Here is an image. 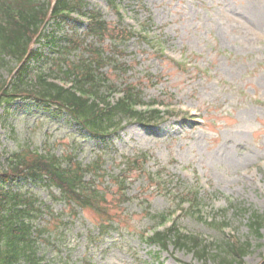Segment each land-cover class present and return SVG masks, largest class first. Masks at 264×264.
I'll use <instances>...</instances> for the list:
<instances>
[{
	"label": "rangeland",
	"instance_id": "rangeland-1",
	"mask_svg": "<svg viewBox=\"0 0 264 264\" xmlns=\"http://www.w3.org/2000/svg\"><path fill=\"white\" fill-rule=\"evenodd\" d=\"M112 2L87 0V9L99 11L110 29L102 47L122 51L108 58L104 77L114 91L126 83L142 94L144 103L160 101L175 114L157 127L128 124L98 144L69 126L65 117H52L32 103L23 107L26 103L13 102L8 111L0 108V169L11 153L29 146L79 162L88 190L95 187L88 195L101 194L95 202L98 214L77 210L75 219L70 216L66 226L46 235L58 240L52 246L43 242V253H49L43 264L58 263L65 255L77 264H226L218 248L225 241L249 242L243 264L261 263L264 0H121V16ZM148 19L151 24L145 25ZM51 29L49 24L46 32ZM66 32L80 35L76 23L51 31L55 37ZM34 43L32 50L54 56L43 42ZM67 52L69 62L84 55ZM41 66L44 71L49 67ZM11 67L0 65V83L10 81ZM190 110L198 114L193 121L188 120ZM195 192L202 205L199 215L185 213L187 205L179 206ZM33 195L46 200L43 190ZM52 209L62 215L74 210L63 202L53 203ZM178 209L181 232L197 235L207 247L202 260L188 249L169 245L159 251L142 240L155 221L152 217ZM250 212L263 219L258 240L247 226ZM100 222L109 223L102 237L96 229ZM63 238L68 245L64 248Z\"/></svg>",
	"mask_w": 264,
	"mask_h": 264
},
{
	"label": "trees",
	"instance_id": "trees-1",
	"mask_svg": "<svg viewBox=\"0 0 264 264\" xmlns=\"http://www.w3.org/2000/svg\"><path fill=\"white\" fill-rule=\"evenodd\" d=\"M85 5L83 0H56L52 13V28L57 31L66 27L69 23L66 14L80 12ZM46 8V0L44 4H41L39 0H0V65L14 63L20 68L10 84L0 85V105H9L16 96H33L32 100L40 108L54 107L65 112L79 126L88 129L94 136L100 135L96 132V128L100 130L111 125L117 116L119 120L126 119L130 122L157 123L162 120L158 111H136L134 109L136 101L132 99L131 94L111 108V112L103 113L91 97L99 95L97 82L104 80L101 75L97 76L94 72L99 70L100 60L95 61L94 57L89 55L92 59L91 65L84 61L81 64H69L67 51L82 50L79 40L68 35L55 37V33L49 35V32L43 30L38 33ZM89 27L91 28L89 32L100 36V39L105 37L106 30L103 29V23H96ZM36 36L38 42L43 40L51 52L57 53L56 58L50 59L38 51H29V44ZM31 61L36 62L37 65L49 63L48 61L54 62L58 72L66 77L77 74L76 91L78 93L48 83L42 78L43 73L37 74L32 84L27 83ZM61 66L64 71H61ZM46 75L50 76L48 73ZM54 115L57 116V113ZM71 176L72 172L69 173L68 170L61 168L60 162L51 154L30 155L23 149L20 154L11 155L5 169L0 170V264H41L46 260L47 254L45 251L43 253L45 248L43 242H50L52 246L58 240L57 236L53 240L52 237L46 235L56 233L54 229L59 230L64 226L60 216L51 209V204H46L45 201L40 202L27 190H14L13 185H19L21 181H28L38 186L48 184L47 188L51 185L58 187L66 196L75 194L76 189L80 187V183L75 182L73 178L75 176ZM90 198L86 197L82 207L88 205ZM75 201L79 202L78 199ZM42 216H46L44 224L38 225L37 222ZM160 218L162 219V216ZM247 223L252 234L258 236L262 219L257 215H251ZM169 239L174 240L175 247L183 246L189 250L192 249L198 258L206 256V247H202L197 239L181 236L173 228L162 233H155L151 241L165 248ZM218 248L223 252L222 262L241 264V258L245 255L249 245L245 243L235 246L225 241L219 243ZM53 264L71 263L65 261Z\"/></svg>",
	"mask_w": 264,
	"mask_h": 264
}]
</instances>
